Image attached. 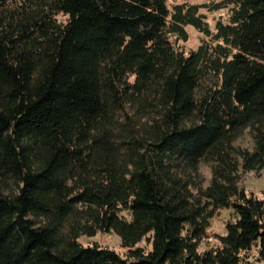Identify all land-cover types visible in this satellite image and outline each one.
<instances>
[{
  "label": "trees",
  "instance_id": "16d2710c",
  "mask_svg": "<svg viewBox=\"0 0 264 264\" xmlns=\"http://www.w3.org/2000/svg\"><path fill=\"white\" fill-rule=\"evenodd\" d=\"M263 169L264 0H0V264L264 263Z\"/></svg>",
  "mask_w": 264,
  "mask_h": 264
},
{
  "label": "rangeland",
  "instance_id": "374dc122",
  "mask_svg": "<svg viewBox=\"0 0 264 264\" xmlns=\"http://www.w3.org/2000/svg\"><path fill=\"white\" fill-rule=\"evenodd\" d=\"M189 3L196 4H210L217 0H186ZM198 13L201 15L202 19L206 22L210 30L213 29V25L216 21H225L229 8L223 7L218 9H208L205 7H199ZM59 19H62L61 16H58ZM184 29L187 34L185 41L178 42V46L181 50L187 51L193 49L197 46L200 39L203 37L200 32L194 29L190 25L184 26ZM234 146L245 147L250 149L252 146V141L247 133V129H244L240 135L233 141ZM195 179L202 181V186L207 184L209 178V167L206 163L200 162L197 165ZM239 182L244 188L245 191L251 192L258 198L264 199V169L260 173L255 174L252 171H242L239 170ZM228 217L227 209L217 210L210 218L209 225L205 229L203 236L199 240L198 250H203L205 247L213 245L216 241L215 236L217 234L224 233L223 223L224 220ZM77 240L83 244H92L95 243L99 246H106L108 249L114 251L119 256H123L125 249L120 245L119 237L113 232H96L92 236L80 235ZM139 246L147 249L149 245L145 240H141L138 243ZM251 255L254 254V250L251 251ZM255 264H264V263H255Z\"/></svg>",
  "mask_w": 264,
  "mask_h": 264
}]
</instances>
